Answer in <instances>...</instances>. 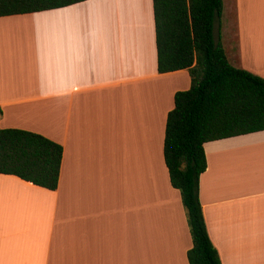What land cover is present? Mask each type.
<instances>
[{
	"label": "crops",
	"instance_id": "1",
	"mask_svg": "<svg viewBox=\"0 0 264 264\" xmlns=\"http://www.w3.org/2000/svg\"><path fill=\"white\" fill-rule=\"evenodd\" d=\"M116 1L0 17V129L62 148L54 191L0 174V264H187L162 141L188 75L156 72L151 0L122 21ZM237 3L220 44L264 79V0ZM202 150L198 201L220 264H264V131Z\"/></svg>",
	"mask_w": 264,
	"mask_h": 264
},
{
	"label": "trees",
	"instance_id": "2",
	"mask_svg": "<svg viewBox=\"0 0 264 264\" xmlns=\"http://www.w3.org/2000/svg\"><path fill=\"white\" fill-rule=\"evenodd\" d=\"M88 0H0V17L65 8ZM156 72L186 71L189 86L173 94L162 159L184 210L187 264H220L204 226L198 179L207 142L264 131V79L233 68L220 44L221 0H151ZM62 148L41 135L0 129V174L54 191Z\"/></svg>",
	"mask_w": 264,
	"mask_h": 264
},
{
	"label": "rangeland",
	"instance_id": "3",
	"mask_svg": "<svg viewBox=\"0 0 264 264\" xmlns=\"http://www.w3.org/2000/svg\"><path fill=\"white\" fill-rule=\"evenodd\" d=\"M222 1V11L219 19V37L220 41L222 39H226L227 36L230 35L228 32L230 30L232 17L234 20L235 14L239 15V4H234V0H221ZM233 6V10H232ZM107 7H103V9L107 12ZM134 3L132 0H118L113 3L111 6V9L108 10V13H110V16L114 17L119 16L122 20H132L134 17L135 9H134ZM183 209V208H182ZM184 213V210H183ZM185 217V214H184ZM186 222V220H185Z\"/></svg>",
	"mask_w": 264,
	"mask_h": 264
}]
</instances>
